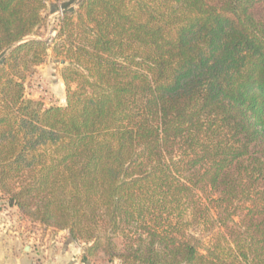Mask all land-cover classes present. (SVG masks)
<instances>
[{
    "label": "trees",
    "instance_id": "16d2710c",
    "mask_svg": "<svg viewBox=\"0 0 264 264\" xmlns=\"http://www.w3.org/2000/svg\"><path fill=\"white\" fill-rule=\"evenodd\" d=\"M0 0V193L110 264H264V0H82L64 107L25 97L50 2Z\"/></svg>",
    "mask_w": 264,
    "mask_h": 264
},
{
    "label": "rangeland",
    "instance_id": "374dc122",
    "mask_svg": "<svg viewBox=\"0 0 264 264\" xmlns=\"http://www.w3.org/2000/svg\"><path fill=\"white\" fill-rule=\"evenodd\" d=\"M82 0H65L63 2H50L43 13L45 18L44 24L36 30L31 39L43 40L50 44L51 48L48 51V56L45 62L32 70L27 75L25 81V97L30 100L40 102L45 108L53 106L64 107L67 102L66 87L62 78V71L65 67L64 62L57 58L53 53L54 41L53 38L57 36L60 20L65 11H76ZM17 208V207H16ZM13 209V210H12ZM0 228L6 229L8 232H21L26 234L36 232L37 235H44L45 230L50 231V237L46 238L45 246L47 253L42 256L39 255L38 262L40 264H48L50 259L49 245L55 233L59 234V241L67 243L70 239L68 231H57L54 229H47L40 224H34L29 219L25 218L17 208L11 206L9 199L0 193ZM61 244V245H62ZM62 246H60L61 248ZM70 256L60 261L68 264V259H75L73 264H110L104 255L86 257V250L88 245L80 242H75L71 246ZM62 249V248H61ZM70 257V258H68ZM79 258V259H78Z\"/></svg>",
    "mask_w": 264,
    "mask_h": 264
},
{
    "label": "crops",
    "instance_id": "0c3cea01",
    "mask_svg": "<svg viewBox=\"0 0 264 264\" xmlns=\"http://www.w3.org/2000/svg\"><path fill=\"white\" fill-rule=\"evenodd\" d=\"M17 208L14 207V210ZM13 210V209H12ZM55 233L49 245L50 259L48 264H65L60 261L67 258L71 251L73 241L69 239L67 243L59 241V234ZM50 231L45 230L44 235H37L36 232L26 234L21 232H8L6 229L0 228V264H40L38 262L39 255L47 253L45 242L50 237ZM62 244V245H61ZM60 246H62L60 248ZM70 258V257H68ZM79 259V258H78ZM68 259V264H73L75 259ZM83 260L86 261L85 256Z\"/></svg>",
    "mask_w": 264,
    "mask_h": 264
}]
</instances>
